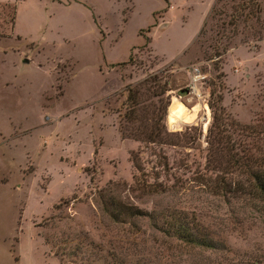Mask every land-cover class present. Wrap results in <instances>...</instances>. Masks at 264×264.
Wrapping results in <instances>:
<instances>
[{
	"label": "rangeland",
	"instance_id": "rangeland-1",
	"mask_svg": "<svg viewBox=\"0 0 264 264\" xmlns=\"http://www.w3.org/2000/svg\"><path fill=\"white\" fill-rule=\"evenodd\" d=\"M242 1L0 0V264H264V0L222 26Z\"/></svg>",
	"mask_w": 264,
	"mask_h": 264
},
{
	"label": "trees",
	"instance_id": "trees-1",
	"mask_svg": "<svg viewBox=\"0 0 264 264\" xmlns=\"http://www.w3.org/2000/svg\"><path fill=\"white\" fill-rule=\"evenodd\" d=\"M258 6L257 0H244L240 4L232 7L231 16H229L228 22L223 24L222 26L227 28L230 37L233 35L232 31L235 25L240 22L242 19L250 18L257 21L258 16ZM13 17L10 19L13 22ZM230 37H223L226 41ZM220 45L218 48L216 47V51L213 55L216 56L223 53L224 48ZM146 81L145 79L143 80ZM126 102H129L132 106L137 105V94L138 90L136 88L126 87ZM212 94L210 93V97ZM220 97L216 96V101L219 102ZM210 107L214 109V102L211 103ZM215 110V109H214ZM175 105L174 102L171 106V109L168 114L169 122H173L175 118ZM138 130V129H137ZM257 133L264 134V116L259 120V124L257 125ZM131 134V133H130ZM131 137L136 141L147 142V143H156V144H164L163 136L158 131L155 132L153 129H150L148 133L138 132L131 134ZM131 161L133 167L137 171L139 175L142 174V167L140 163L137 161L136 156L131 157ZM253 185L257 192L264 198V176L260 174H254L253 176ZM115 205L111 202L103 203V210L109 216V218L113 221H117L121 216L126 218H132L135 216L141 215L140 211L136 208L131 207H122L119 205ZM146 214V213H145ZM146 217L152 221V225L156 226L162 233L166 236L175 237L178 240L187 243L192 246H200V247H211L209 240L205 235H201L198 231L195 230V227L192 226V223L188 222L184 217L178 214H163L164 221L159 224V227L154 223V219L151 214H147ZM15 264L17 263L16 258H14Z\"/></svg>",
	"mask_w": 264,
	"mask_h": 264
},
{
	"label": "built area",
	"instance_id": "built-area-1",
	"mask_svg": "<svg viewBox=\"0 0 264 264\" xmlns=\"http://www.w3.org/2000/svg\"><path fill=\"white\" fill-rule=\"evenodd\" d=\"M200 79L199 75H194L192 76L191 78V82L189 84V90L194 92L196 91V86H195V83Z\"/></svg>",
	"mask_w": 264,
	"mask_h": 264
},
{
	"label": "bare ground",
	"instance_id": "bare-ground-1",
	"mask_svg": "<svg viewBox=\"0 0 264 264\" xmlns=\"http://www.w3.org/2000/svg\"><path fill=\"white\" fill-rule=\"evenodd\" d=\"M172 104H173V102H172ZM172 104L169 106V108H168V114H169V111H170V109H171V106H172ZM181 106H182V104L181 103H179ZM205 108V107H204ZM206 109V108H205ZM191 114V113H190Z\"/></svg>",
	"mask_w": 264,
	"mask_h": 264
},
{
	"label": "water",
	"instance_id": "water-1",
	"mask_svg": "<svg viewBox=\"0 0 264 264\" xmlns=\"http://www.w3.org/2000/svg\"><path fill=\"white\" fill-rule=\"evenodd\" d=\"M23 62H27L26 60H24Z\"/></svg>",
	"mask_w": 264,
	"mask_h": 264
}]
</instances>
